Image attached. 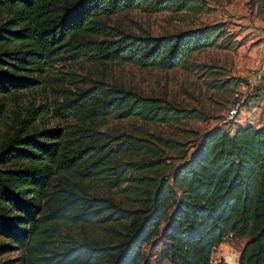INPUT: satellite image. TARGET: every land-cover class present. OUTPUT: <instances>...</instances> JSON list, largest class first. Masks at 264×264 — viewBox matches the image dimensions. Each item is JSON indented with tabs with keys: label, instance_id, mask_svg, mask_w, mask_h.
<instances>
[{
	"label": "trees",
	"instance_id": "1",
	"mask_svg": "<svg viewBox=\"0 0 264 264\" xmlns=\"http://www.w3.org/2000/svg\"><path fill=\"white\" fill-rule=\"evenodd\" d=\"M134 9L152 14L208 8L203 0H0V237L7 240L0 242V254L18 250L16 260L0 264H146L145 243L168 264H226L210 259L229 233L246 238L237 264H264V107L255 122L202 132L189 151L173 137L110 133L89 122L112 115L175 123L202 118L199 109L89 76L78 79L71 71L65 76L85 86L45 81L54 62L84 56L172 68L224 34L223 25L213 22L139 37L102 20ZM46 84L61 96L51 111L33 102L17 106L20 92H44ZM7 99L14 104L10 110ZM47 112L78 121L73 130L36 127ZM165 149L179 152L175 166L169 167ZM74 173L118 189L126 206L111 196L85 195ZM64 220L121 228L108 241L52 248L47 237Z\"/></svg>",
	"mask_w": 264,
	"mask_h": 264
},
{
	"label": "rangeland",
	"instance_id": "2",
	"mask_svg": "<svg viewBox=\"0 0 264 264\" xmlns=\"http://www.w3.org/2000/svg\"><path fill=\"white\" fill-rule=\"evenodd\" d=\"M203 1L208 8L203 12L174 13L167 10L148 14L134 9L102 18L107 24L139 37H157L177 33L206 23L219 22L223 25L224 34L215 44L187 55L177 66L162 69L121 60L100 63L89 56H84L74 60L65 59L54 62L45 70V81L50 85L63 84L71 89L85 86L80 80L69 79L65 76V73L71 71L78 75V79L89 76L107 85H120L145 95L162 97L180 107L199 109L202 118L175 123L147 122L137 117L117 118L112 115L99 116L91 119L90 122L84 120L85 123L89 122L90 125L97 126L99 131L110 133L126 131L136 135L146 131L173 137L185 143L191 151L202 132L217 126L228 127L224 121V115L231 103L230 94L234 83L233 81L226 83V79L229 77L244 78L256 66L258 54L264 50V0ZM237 64L239 67H236ZM44 87V92H40L38 87L20 92L17 106H26L27 103L33 102L35 105L41 104V108H46V111H51L61 96L55 91L52 92L49 85L46 84ZM252 100L248 104L250 107L254 106L257 101ZM6 102H9L8 110L14 107L11 100L7 99ZM250 107H248L249 110ZM257 112L249 111L253 120H259L262 117V113ZM77 121L76 118L66 120L52 118L47 112L44 117L36 120L35 126L58 125L73 130ZM162 153L169 167L175 166L180 161L177 150L165 149ZM164 173H168V168ZM126 175L130 174L126 172ZM74 176L85 195L111 196L126 206L125 197L118 189L109 190L100 179L86 176L81 178L78 173H74ZM59 224L57 232L47 237L53 244L52 248L66 247L75 242L101 239L108 241L109 238L117 237L119 234L115 231L121 228L119 223H112L113 226H107V224L104 227L80 226L64 220ZM245 240V237H232L227 234L213 249L211 263L218 259L225 260V252L235 254L237 260L239 250ZM6 241V238L0 237V242ZM143 251L146 264H168V259L161 256L157 248L148 243L143 244ZM17 255L18 250L13 246L0 254V260H16Z\"/></svg>",
	"mask_w": 264,
	"mask_h": 264
},
{
	"label": "built area",
	"instance_id": "3",
	"mask_svg": "<svg viewBox=\"0 0 264 264\" xmlns=\"http://www.w3.org/2000/svg\"><path fill=\"white\" fill-rule=\"evenodd\" d=\"M236 67H239L237 64ZM264 78V50L258 54V61L256 66L251 69L247 75L238 80L231 89V103L226 109L224 121L228 124L226 128L231 131L236 125L245 122L252 123L254 120L249 115L248 104L253 101ZM260 95V93H259ZM247 119H245V117ZM255 122V121H254ZM230 234V233H229ZM231 235V234H230Z\"/></svg>",
	"mask_w": 264,
	"mask_h": 264
},
{
	"label": "crops",
	"instance_id": "4",
	"mask_svg": "<svg viewBox=\"0 0 264 264\" xmlns=\"http://www.w3.org/2000/svg\"><path fill=\"white\" fill-rule=\"evenodd\" d=\"M259 90L261 92L260 98L255 102L254 106L250 107L249 111H260L264 107V82L260 85Z\"/></svg>",
	"mask_w": 264,
	"mask_h": 264
},
{
	"label": "bare ground",
	"instance_id": "5",
	"mask_svg": "<svg viewBox=\"0 0 264 264\" xmlns=\"http://www.w3.org/2000/svg\"><path fill=\"white\" fill-rule=\"evenodd\" d=\"M224 259L227 264H237L236 255L233 253L225 252Z\"/></svg>",
	"mask_w": 264,
	"mask_h": 264
},
{
	"label": "water",
	"instance_id": "6",
	"mask_svg": "<svg viewBox=\"0 0 264 264\" xmlns=\"http://www.w3.org/2000/svg\"><path fill=\"white\" fill-rule=\"evenodd\" d=\"M224 262H226V261L224 260Z\"/></svg>",
	"mask_w": 264,
	"mask_h": 264
}]
</instances>
